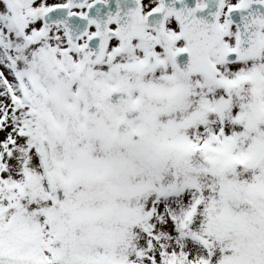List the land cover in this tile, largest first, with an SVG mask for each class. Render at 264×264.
I'll list each match as a JSON object with an SVG mask.
<instances>
[{
	"label": "snow or ice",
	"instance_id": "snow-or-ice-1",
	"mask_svg": "<svg viewBox=\"0 0 264 264\" xmlns=\"http://www.w3.org/2000/svg\"><path fill=\"white\" fill-rule=\"evenodd\" d=\"M0 264H264V0H0Z\"/></svg>",
	"mask_w": 264,
	"mask_h": 264
}]
</instances>
